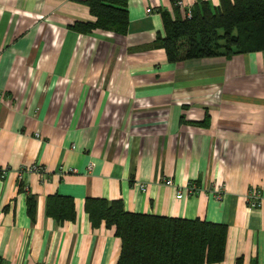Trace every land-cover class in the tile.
<instances>
[{
  "label": "crops",
  "instance_id": "0c3cea01",
  "mask_svg": "<svg viewBox=\"0 0 264 264\" xmlns=\"http://www.w3.org/2000/svg\"><path fill=\"white\" fill-rule=\"evenodd\" d=\"M197 2L128 0L121 37L78 34L95 22L79 1L0 0L2 263L118 264L120 239L85 211L103 200L224 225L222 264H264V199L248 204L264 195V52L170 64L162 13ZM57 198L73 220L48 214Z\"/></svg>",
  "mask_w": 264,
  "mask_h": 264
},
{
  "label": "trees",
  "instance_id": "16d2710c",
  "mask_svg": "<svg viewBox=\"0 0 264 264\" xmlns=\"http://www.w3.org/2000/svg\"><path fill=\"white\" fill-rule=\"evenodd\" d=\"M95 19L73 29L82 35L96 32L125 37L130 27L128 0H75ZM187 19L174 8L163 12L164 37L155 46L170 64L264 52V0H198ZM154 46V47H155ZM35 204L30 201V212ZM73 204L54 199L48 214L59 222L73 220ZM85 211L93 228L114 230L122 243L118 264H222L226 260L228 228L199 220L186 221L127 213L121 202L88 200ZM236 264H243L239 259Z\"/></svg>",
  "mask_w": 264,
  "mask_h": 264
},
{
  "label": "built area",
  "instance_id": "2783aa9c",
  "mask_svg": "<svg viewBox=\"0 0 264 264\" xmlns=\"http://www.w3.org/2000/svg\"><path fill=\"white\" fill-rule=\"evenodd\" d=\"M177 7L181 10V12L183 13V15H184L185 18L191 19V17H192V13H191L192 8H186L182 3H177ZM148 14H151V11L150 10H148ZM32 171L35 172V173L41 174V170L38 169V168H33ZM5 176H6V172L0 171V177L1 178H5ZM165 186H167V187H173V183L171 181H166L165 182ZM146 189L147 188L145 186H141L140 187V190L142 192H146ZM196 192H197V189H195V188H191L189 190L190 195L191 194L194 195ZM216 194H218V195L221 194V188L220 187L217 188ZM182 198H183L182 193H178L177 199L178 200H181ZM218 198H220V197H218ZM263 199H264V195H262V196L261 195H251L249 197L248 204L251 207H257V206H260V204H261V202H262ZM0 264H4V263H2L0 261Z\"/></svg>",
  "mask_w": 264,
  "mask_h": 264
}]
</instances>
